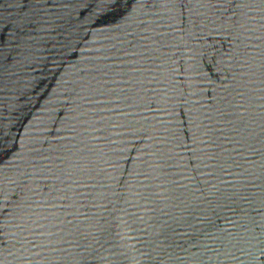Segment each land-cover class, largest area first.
Wrapping results in <instances>:
<instances>
[{"label":"water","instance_id":"obj_1","mask_svg":"<svg viewBox=\"0 0 264 264\" xmlns=\"http://www.w3.org/2000/svg\"><path fill=\"white\" fill-rule=\"evenodd\" d=\"M0 264H264V0H0Z\"/></svg>","mask_w":264,"mask_h":264}]
</instances>
